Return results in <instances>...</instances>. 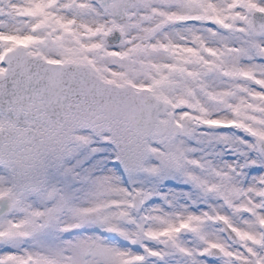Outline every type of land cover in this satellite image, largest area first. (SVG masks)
<instances>
[{
    "label": "snow or ice",
    "instance_id": "obj_1",
    "mask_svg": "<svg viewBox=\"0 0 264 264\" xmlns=\"http://www.w3.org/2000/svg\"><path fill=\"white\" fill-rule=\"evenodd\" d=\"M0 264H264V0H0Z\"/></svg>",
    "mask_w": 264,
    "mask_h": 264
}]
</instances>
